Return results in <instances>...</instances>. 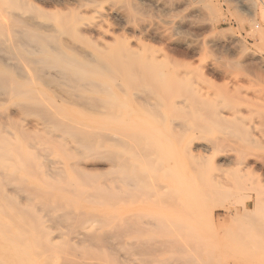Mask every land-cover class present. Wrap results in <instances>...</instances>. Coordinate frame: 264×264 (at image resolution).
I'll list each match as a JSON object with an SVG mask.
<instances>
[{
    "label": "rangeland",
    "instance_id": "1",
    "mask_svg": "<svg viewBox=\"0 0 264 264\" xmlns=\"http://www.w3.org/2000/svg\"><path fill=\"white\" fill-rule=\"evenodd\" d=\"M1 64L0 264H264V0H0Z\"/></svg>",
    "mask_w": 264,
    "mask_h": 264
},
{
    "label": "bare ground",
    "instance_id": "2",
    "mask_svg": "<svg viewBox=\"0 0 264 264\" xmlns=\"http://www.w3.org/2000/svg\"><path fill=\"white\" fill-rule=\"evenodd\" d=\"M14 15H15V14H14ZM9 17H10V16H9ZM13 18H15V17H13ZM13 18H12V19H13ZM8 19H9V18H7V20H8ZM23 20H24V19H23ZM12 21H13V20H12ZM14 21L17 22V20H14ZM18 22H20V23H24L23 26H26V27L28 26V25L25 23V21H24V22L21 21V20L19 21V18H18ZM18 22H17V23H18ZM5 23H6V21H5ZM11 23H12V22H10L9 25H10ZM20 23H19V25L21 26ZM13 24H14V23H13ZM9 25H8V27H9ZM19 25H18V26H19ZM6 26H7V24H6ZM14 26H16V25H14ZM31 26H32V25H30V27H31ZM11 27H12V25H11ZM16 27H17V26H16ZM33 27H34V26H33ZM28 28H29V26H28ZM8 29H9V28H8ZM15 29H16V28H15ZM37 29H38V28H37ZM94 29H95V28H94ZM10 30H11V29H10ZM15 31H16V30H15ZM92 31H93V30H92ZM150 31H151V32H155V33L157 32L156 29H150ZM4 32H5V31H4ZM21 35H22V34H21ZM21 35H20V37H21ZM5 36H6V35H5ZM17 36H18V34H17ZM22 36H23V35H22ZM33 36H35V35H33ZM18 37H19V36H18ZM35 37H36V36H35ZM8 38H9V37H7V39H8ZM13 39H14V37H13ZM18 39H19V38H18ZM11 40H12V39H11ZM16 40H17V39H16ZM24 40H25V39H24ZM26 40H27V39H26ZM26 40H25V41H26ZM6 41H7V40H6ZM41 41H42V40H41ZM43 41H44V40H43ZM12 42H15V41H12ZM18 42H19V41H18ZM23 42H24V41H23ZM23 42L21 43V41H20V44L23 45ZM4 43H5V42H4ZM6 44H7V43H6ZM9 44H10V42H9ZM9 44H7V47L11 46V44H10V45H9ZM20 44H19V45H20ZM46 44H47V43H46ZM24 45H25V42H24ZM24 45H23V46H24ZM31 46H32V45H31ZM34 46H35V45H34ZM34 46H32V47H34ZM13 47H14V46H13ZM25 47H26V45H25ZM25 47H24V48H25ZM27 47H29V49H30V46H28V44H27ZM32 47H31V48H32ZM3 49H4V48H3ZM4 50L7 51V52L11 51L10 48H9V51H8V49H6V48H5ZM13 50H14V49H13ZM51 50H53L52 47H51ZM27 51H28V50H27ZM11 53H13V52H10V54H11ZM55 53L57 54V52H55ZM60 53H61V52H60ZM24 54H26V53H24ZM29 54L31 55V52H29L28 55H29ZM58 54H59V53H58ZM12 55H13V54H12ZM15 55H16V57H18V60L22 61V64H23V65H22L21 68H22L24 71H26L27 73H29V72H28V71L30 70V61H29V58H28V57H23V55H21V54L19 55V53H16ZM28 55H27V56H28ZM13 56H14V55H13ZM56 57H57V56H56ZM57 58H59V57H57ZM60 58H61V57H60ZM63 58L65 59L64 55H63ZM16 60H17V59H16ZM65 60H66V59H65ZM70 60H71V59H70ZM155 60H156V59H155ZM59 61H60V60H59ZM62 61H63V60H62ZM68 61H69V60H68ZM85 61H86V60H85ZM85 61H84V62H85ZM33 62H34V61H33ZM36 62H37V61H36ZM72 62H73V61H72ZM84 62H83V63H84ZM87 62H88V61H86L85 63H87ZM91 62H92V61H91ZM91 62L89 61L88 63L91 64ZM69 63H70V62H69ZM74 63H75V62H74ZM76 63H77V62H76ZM94 63H95V62H94ZM97 63H98V62H97ZM153 63H158V61H157V60H156V62L153 61ZM72 64H73V63H72ZM100 64H101V63H100ZM100 64H99V65H100ZM3 65H4V64H3ZM3 65L1 64L0 66L3 67ZM11 65H13V64H11ZM73 65H74V64H73ZM73 65H72V66H73ZM81 65H82V64H81ZM87 65H88V64H87ZM87 65H85V66H87ZM101 65H102V64H101ZM5 66H7V65H5ZM5 66L3 67L4 69H5ZM17 67H18V66H17ZM32 67H33V66H32ZM34 67H35V66H34ZM87 67H88V66H87ZM91 67H93L92 64H91L90 68H91ZM13 68H15V67H13ZM75 68L77 69V67H75ZM85 68H86V67H85ZM102 68H103V67L100 66V67H97L96 69H102ZM110 68H111V67H110ZM114 68H115V67H114ZM15 69H16V68H15ZM31 69H32V68H31ZM92 69L95 70V72L97 71V70L94 69V68H92ZM104 69H105V68H103L102 70H104ZM133 69H134V68H133ZM6 70H7V67H6ZM23 70H22V71H23ZM38 70H39V69H38ZM90 70H91V69H90ZM19 71H21V70H19ZM30 71H31V70H30ZM67 71H68V70H67ZM120 71H121V70H120ZM64 72H65V70H64ZM102 72H104V71H102ZM18 73H19V72H18ZM24 73H25V72H24ZM92 73H93V72H92ZM96 73H97V72H96ZM121 73H122V74H121ZM121 73L118 72L119 75L121 74L122 78L125 77L124 79H127V78L129 79V77H130V78H131V77L133 78V76H130V73H131V72H129V71H125V72H121ZM137 73H138V72H137ZM137 73H136V74H137ZM36 74H37V72H36ZM104 74H105V73H104ZM133 74H134V73H132L131 75H133ZM141 74H142V73H141ZM143 74H144V73H143ZM97 75H98V73H97ZM106 75H107V74H106ZM64 76H65V75H64ZM23 77H24V76H23ZM40 77H41V76H40ZM108 77H109V76H108ZM33 78H34V77H33ZM36 78H39V77L36 76ZM41 78H42V77H41ZM41 78H39V80H40ZM117 78H118V77H117ZM136 78H137V77H136ZM24 79H25V78H24ZM119 79H121V78H118V80H119ZM145 79H146V78H145ZM31 80H32V79H31ZM43 80H44V79H43ZM113 80H114V79H113ZM121 80H122V82L127 81V80H123V79H121ZM40 81H42V80H40ZM114 81H115V80H114ZM145 81H146V83L148 84L147 80H145ZM133 82H134V81H133ZM138 82H139V81H138ZM139 83H140V82H139ZM89 84H90V83H89ZM94 84H95V83H94ZM113 84H114V83H113ZM130 84H131V83H130ZM130 84H129V85H130ZM136 84H137V83H136ZM136 84H135V85H136ZM141 84H142V83H141ZM114 85H115V84H114ZM143 85H144V84H143ZM150 85H151V84H150ZM92 87H93V86H92ZM93 88H95V87H93ZM12 89H13V88H12ZM145 99H146V98H145ZM144 103H145V101H144ZM200 146H201L202 149H203V148L206 149V148L208 147L207 145H200ZM49 150H50V149H49ZM118 162H119V159H118ZM118 162H117V163H118ZM122 162H123V161H122ZM123 163H124V162H123ZM120 164H121V163H120ZM124 164H125V163H124ZM114 165H115V164H114ZM119 166H121V165H118V167H119ZM123 166H124V165H123ZM143 250H144V249H143Z\"/></svg>",
    "mask_w": 264,
    "mask_h": 264
}]
</instances>
